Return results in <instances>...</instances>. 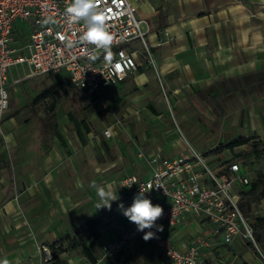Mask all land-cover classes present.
Returning <instances> with one entry per match:
<instances>
[{
  "label": "rangeland",
  "instance_id": "374dc122",
  "mask_svg": "<svg viewBox=\"0 0 264 264\" xmlns=\"http://www.w3.org/2000/svg\"><path fill=\"white\" fill-rule=\"evenodd\" d=\"M18 26L28 32L26 24ZM136 48L143 53L141 43ZM147 59L143 53L139 60L142 64L139 71L151 75L144 86L137 85L131 77L88 98L65 80L64 88L54 100L36 107L33 100L64 78L37 76L12 84L17 77L29 73L27 68L24 71L20 67L18 76L13 69L7 117L14 120L0 132V205L11 199L15 207L9 211L0 207V246L14 252L15 264H52L43 248L56 242H62L67 250L61 256V264H91L81 248L72 250L71 246L74 241L91 244V238L80 226L98 219L91 212L93 208L99 210L97 187L127 173H145L146 158L140 159V165L133 163L137 157L135 141L149 156L159 148L170 153L182 148L184 135L202 151L218 149L215 154L218 163L238 161L252 172L253 179L264 174V59L251 74L237 80L217 81L199 90L200 94L187 89L185 96L180 94L178 98L170 95L159 68L148 67ZM183 97L187 100H182ZM53 102L55 129L42 137V120L51 115L48 111ZM118 121L121 129L116 138H105V128ZM143 136L147 137L145 144ZM5 137L13 138L15 146L7 144ZM236 140L246 143L229 149L228 145ZM51 152L55 153L50 160ZM255 215L264 217V200L255 206ZM41 224H45L40 231L47 238L39 241L34 233ZM3 228L8 235L3 234ZM202 230L193 226L187 238L190 241L207 238L209 234ZM94 244L96 264H160L159 253L151 247L134 248L104 259L99 243ZM217 244L212 262L264 264L262 253L257 254L247 244L236 241L232 246H223L220 238ZM24 249L35 250L38 257H26ZM5 259L10 264L12 258H2Z\"/></svg>",
  "mask_w": 264,
  "mask_h": 264
},
{
  "label": "built area",
  "instance_id": "2783aa9c",
  "mask_svg": "<svg viewBox=\"0 0 264 264\" xmlns=\"http://www.w3.org/2000/svg\"><path fill=\"white\" fill-rule=\"evenodd\" d=\"M143 1L94 0L97 14L111 37L106 51L83 39L87 32L85 20H73L68 14L73 0H0V132L10 107L8 87L14 68L18 76L20 67L29 73L17 77L12 84L37 76L66 77L75 89L94 98L104 88L118 85L137 72L143 53L147 54V66L155 67L154 46L149 41L151 25L138 13ZM19 23L27 25V33L18 28ZM137 43L143 45V53L136 48ZM118 129L121 121L105 128L103 135L115 138ZM183 137V151L175 157L164 156L162 150L146 156L135 142L138 159L146 158L148 177L128 174L119 180L122 194L109 219L117 225L118 218L124 217L118 205L130 206L142 187L153 205L163 208L162 217L156 221L163 231L151 229L156 235L145 241L136 225L132 230L121 229L116 239L97 241L104 259L145 242L159 253L160 264L213 261L209 239L200 237L176 245L165 236L166 231L176 230L189 220L211 225L213 237L220 238L223 246L238 241L261 253L253 226L239 203V191L250 183L252 172L238 161L218 163L213 149L202 151ZM100 232L102 235L105 230L101 228ZM43 249L46 259L51 260L49 247Z\"/></svg>",
  "mask_w": 264,
  "mask_h": 264
},
{
  "label": "crops",
  "instance_id": "0c3cea01",
  "mask_svg": "<svg viewBox=\"0 0 264 264\" xmlns=\"http://www.w3.org/2000/svg\"><path fill=\"white\" fill-rule=\"evenodd\" d=\"M138 13L151 25L149 41L154 46L152 50L157 58L161 80L169 87L170 95H175L176 98L180 94L185 96L184 92L186 93L187 89H195L197 93L217 81L237 80L251 74L264 59V0H144L138 6ZM139 70L130 74L125 81L132 77L137 85H146L151 75ZM182 100L187 99L183 97ZM7 115L3 128L14 120L13 117L8 119ZM54 129L53 126L52 130ZM43 131L42 137L47 133L45 129ZM141 139L144 144L147 143L146 136ZM5 142L12 147L16 143L9 137H5ZM181 146L182 148L178 150L171 146L174 149L173 153L165 148H159L154 152L162 150L164 156L175 157L183 151V144ZM54 153L51 152L48 159L51 160ZM140 161L136 157L133 163L140 165ZM144 170V174L133 172L124 174L123 177L128 174L148 177L147 169ZM121 178L108 181L105 185H111L117 197L122 194L117 185ZM115 201H112L110 210L101 208L95 211L93 208L91 211L93 216L100 219L101 228L105 230L100 242L116 239L121 229L134 228L135 224L125 216L118 218L117 225L111 223L109 218L115 213ZM0 207L9 211L15 206L13 200L8 199ZM44 225L36 228L34 233L36 240L47 238L44 236L45 232L40 231ZM193 226L197 228L200 226L203 228L202 232L209 234L207 239L213 249L219 245L218 238L213 237V230L207 228V224L194 220H189L186 225L176 230L166 231L165 236L176 245L193 242L196 239L190 241L187 238ZM4 229L3 234L8 235ZM61 233L63 234L62 230ZM142 246L149 247L142 242L136 248ZM4 249L6 248L0 246V260L11 257L10 264H15L14 252ZM28 250H23L26 257L30 255L38 257V252ZM69 262L72 263L71 260Z\"/></svg>",
  "mask_w": 264,
  "mask_h": 264
},
{
  "label": "trees",
  "instance_id": "16d2710c",
  "mask_svg": "<svg viewBox=\"0 0 264 264\" xmlns=\"http://www.w3.org/2000/svg\"><path fill=\"white\" fill-rule=\"evenodd\" d=\"M63 80H59L55 82L54 84L47 87L38 97H36L32 105L33 107H36L41 102H45L47 100H54L57 96V94L64 88V82L69 81L68 78L63 77ZM201 92L198 91L197 94H200ZM56 110V103L53 102L49 108L48 113L51 115L46 116L45 119L42 120L43 127L46 132L53 131V114ZM81 134V132H80ZM246 142L243 140H236L231 142L228 145L229 149H235L236 147H239ZM215 154H217L218 149L214 150ZM264 187V174H260V176H257L255 179H253L251 175V180L248 185L243 187L240 191V207L242 208L244 214L246 217L250 220L253 229L254 234L257 240V243L259 245L260 251L262 255L264 256V217L263 216H256L255 215V206H258L259 203L264 200V190L262 188ZM80 229L82 231L86 232L88 236L91 238V244H80L77 241H74L71 249L76 250L78 248H81L83 255L85 258L91 263L96 264L97 259L92 253V247L95 245L94 243L97 241H100L101 239V221L100 219H90L83 223L80 226ZM69 238V237H68ZM254 249L252 246L249 247ZM49 249L52 255V264H61V256L67 251L62 242H56L49 245ZM255 250V249H254ZM256 251V250H255ZM257 254L259 252L256 251ZM206 264H228L224 262H212V260H207ZM241 264H250L246 261H242Z\"/></svg>",
  "mask_w": 264,
  "mask_h": 264
},
{
  "label": "clouds",
  "instance_id": "9594fccd",
  "mask_svg": "<svg viewBox=\"0 0 264 264\" xmlns=\"http://www.w3.org/2000/svg\"><path fill=\"white\" fill-rule=\"evenodd\" d=\"M68 14L73 20L82 18L85 20L87 32L83 39L95 45L96 48H103L106 51L109 49L111 37L107 33L106 25L97 14L94 0H73L72 5L68 8ZM94 187L96 186L94 185ZM96 191L99 197L96 209L107 208L110 210L112 201L118 199L111 185L97 187ZM146 192L148 191L140 187L139 193L133 198L130 206L125 207L121 203L118 208L131 223L136 225L137 231L144 233L143 239L148 241L156 235L151 229L155 228L157 232L163 231V226L156 223L163 215V208L158 204L153 205L152 201L145 196ZM146 229L148 231H145ZM0 264H9V262L6 259L0 260Z\"/></svg>",
  "mask_w": 264,
  "mask_h": 264
}]
</instances>
